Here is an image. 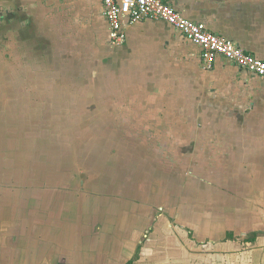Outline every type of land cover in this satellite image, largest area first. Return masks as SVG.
Returning a JSON list of instances; mask_svg holds the SVG:
<instances>
[{
	"label": "rangeland",
	"instance_id": "obj_1",
	"mask_svg": "<svg viewBox=\"0 0 264 264\" xmlns=\"http://www.w3.org/2000/svg\"><path fill=\"white\" fill-rule=\"evenodd\" d=\"M68 3L0 0V254L21 260L41 226L68 243L57 264H209L264 222V145L182 76L174 35L115 47L99 9Z\"/></svg>",
	"mask_w": 264,
	"mask_h": 264
},
{
	"label": "crops",
	"instance_id": "obj_2",
	"mask_svg": "<svg viewBox=\"0 0 264 264\" xmlns=\"http://www.w3.org/2000/svg\"><path fill=\"white\" fill-rule=\"evenodd\" d=\"M12 1L17 2L13 7L29 8L30 11L32 9L39 10L41 16H45L47 13L51 16L54 12L63 11L65 5H69L68 0ZM86 1L87 13L92 12L90 10L95 6L96 10L99 9L104 16L103 0ZM170 4L184 18L206 24L212 33L233 41L247 54L264 62V0H171ZM7 7L11 9V7ZM62 15L63 13L60 12L61 17ZM65 15L67 18L69 17L68 13ZM166 28L168 30L164 32L163 29ZM126 29L127 41L120 46L121 48L131 46V43L139 37L144 40L158 36L162 40L161 44L164 50H167V46L171 44L169 42L171 41L170 35H174L172 45L175 47L179 44L185 46L192 55L182 59L189 66L188 70H191L182 76L198 83L199 92L203 89L209 90L213 100L222 104L221 98L225 99L224 108L228 117L233 113L241 114L240 123L236 120H229L226 122L227 128H241L244 139L259 146L264 145L263 78L239 69L225 58H219L211 70H206L200 48L190 43L180 32L165 22L148 20L128 26ZM182 61L178 63H182ZM253 224L259 227L249 231L227 230L230 231L228 237L222 242L216 243V248L210 251L209 259L206 262L209 264H264V222ZM40 227V235H36L32 247L31 244H28L21 248L24 252L21 260H18L15 255L19 251L17 252V249H13V246L9 245V248L12 247V251L3 254L5 252L3 250V256L0 254V264H57L49 258L52 256L50 253L55 247L61 250L67 248L68 243L64 241L59 244L57 238L53 241L50 234L48 240L41 239ZM1 247L4 246L1 245ZM91 251L88 250L87 255ZM112 253L116 254L113 250ZM82 262L84 263L85 260Z\"/></svg>",
	"mask_w": 264,
	"mask_h": 264
},
{
	"label": "built area",
	"instance_id": "obj_3",
	"mask_svg": "<svg viewBox=\"0 0 264 264\" xmlns=\"http://www.w3.org/2000/svg\"><path fill=\"white\" fill-rule=\"evenodd\" d=\"M171 0H103L109 42L120 47L127 41L126 28L148 20L162 21L200 48L204 68L211 70L219 58L264 79V62L247 54L233 41L209 31L206 24L184 18Z\"/></svg>",
	"mask_w": 264,
	"mask_h": 264
},
{
	"label": "trees",
	"instance_id": "obj_4",
	"mask_svg": "<svg viewBox=\"0 0 264 264\" xmlns=\"http://www.w3.org/2000/svg\"><path fill=\"white\" fill-rule=\"evenodd\" d=\"M137 258H138V256H137ZM137 258H136V259H137ZM136 259H135V260H136ZM132 263H133V262L131 261V262H129L128 264H132Z\"/></svg>",
	"mask_w": 264,
	"mask_h": 264
}]
</instances>
